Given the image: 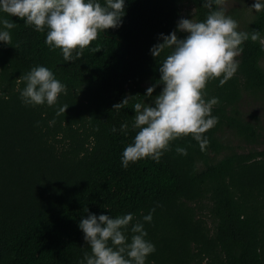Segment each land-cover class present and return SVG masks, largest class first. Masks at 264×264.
<instances>
[{
  "label": "trees",
  "instance_id": "trees-1",
  "mask_svg": "<svg viewBox=\"0 0 264 264\" xmlns=\"http://www.w3.org/2000/svg\"><path fill=\"white\" fill-rule=\"evenodd\" d=\"M184 1L125 0L121 25L100 31L72 61L45 43L47 29L8 17L16 26L11 44L0 43V264H79L90 252L78 227L88 212H132L135 222L152 209L151 222L143 223L155 251L145 264H264V135L236 107L243 91L264 93V11L254 10L239 27L250 37L234 76L206 85V98H219L206 149L180 136L159 162L122 166L135 135L134 104L163 87L158 69L170 49L157 57L149 49L159 33L176 29ZM190 1L195 19H205L202 0ZM186 35L177 31L178 38ZM35 65L52 68L67 86L54 105H28L20 97V77ZM153 84L152 97H145ZM125 98L124 107L113 108ZM123 123L129 127L120 131ZM225 127L255 147L212 162L210 154L227 148L217 134Z\"/></svg>",
  "mask_w": 264,
  "mask_h": 264
},
{
  "label": "clouds",
  "instance_id": "clouds-1",
  "mask_svg": "<svg viewBox=\"0 0 264 264\" xmlns=\"http://www.w3.org/2000/svg\"><path fill=\"white\" fill-rule=\"evenodd\" d=\"M202 5L209 9L205 19L181 17L176 29L167 35L159 33V42L149 49L153 57L170 49L158 69V83L163 87L152 97L156 84L149 86L144 96L152 97L151 102L143 99L134 104L131 128L135 135L123 149V167L143 158L159 162L170 149L171 141L180 136L191 135L201 150L209 144L204 133L218 123L219 117L212 114V108L219 98H206V85L217 77L223 85L234 76L239 67L237 57L250 34L240 30L238 21L227 14L225 0H202ZM250 7L256 12L264 11V0H254ZM124 14L125 0H0V43L11 44V30L16 22L8 17L16 16L36 31L47 29L45 43L59 48L65 61H72L100 31L119 27ZM177 31L187 35L178 38ZM251 39H257L256 32ZM20 79L25 82L20 97L28 105H54L58 96L67 91L66 84L45 65L31 67ZM126 103L127 98L113 108L120 109ZM67 107L61 106L59 111L65 112ZM128 127L123 123L119 130ZM112 131L117 128L113 126ZM175 150L187 154L184 147ZM154 210L134 222L132 212L97 215L86 208L88 215L81 218L78 227L90 252L83 254L79 264H145L155 251V244L146 238L143 221L151 222Z\"/></svg>",
  "mask_w": 264,
  "mask_h": 264
},
{
  "label": "rangeland",
  "instance_id": "rangeland-1",
  "mask_svg": "<svg viewBox=\"0 0 264 264\" xmlns=\"http://www.w3.org/2000/svg\"><path fill=\"white\" fill-rule=\"evenodd\" d=\"M254 0H225L224 7L227 14L234 16L239 23V27H242L254 12L250 6ZM195 8L190 0H185L180 7L179 19L194 18ZM261 64L264 66V58L261 60ZM144 86L149 85V81L146 79L143 82ZM152 99L145 100L146 103H150ZM239 110L240 116L244 119L253 122L257 125L259 131L264 135V93L261 92H248L243 91L240 101L236 105ZM220 139L226 144L227 148L218 154H210L211 161L216 162L225 155L233 152L248 151L255 145H248L243 138H241L233 129L225 127L217 133ZM263 144H259L257 147H261ZM199 170L204 168V164L201 161L197 162Z\"/></svg>",
  "mask_w": 264,
  "mask_h": 264
}]
</instances>
